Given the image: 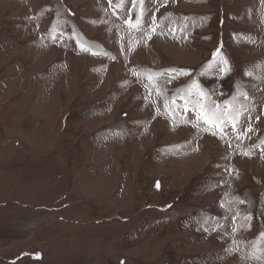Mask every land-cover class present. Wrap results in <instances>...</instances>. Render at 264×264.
I'll return each instance as SVG.
<instances>
[{"label":"rangeland","instance_id":"1","mask_svg":"<svg viewBox=\"0 0 264 264\" xmlns=\"http://www.w3.org/2000/svg\"><path fill=\"white\" fill-rule=\"evenodd\" d=\"M0 264H264V0H0Z\"/></svg>","mask_w":264,"mask_h":264},{"label":"snow or ice","instance_id":"2","mask_svg":"<svg viewBox=\"0 0 264 264\" xmlns=\"http://www.w3.org/2000/svg\"><path fill=\"white\" fill-rule=\"evenodd\" d=\"M140 3H143V0H140ZM225 65L227 64V61H224ZM194 88H198L199 86L197 84H193ZM201 98L203 99L204 94L202 92L199 93ZM197 106L200 109V112L197 115L198 119L203 118L206 123L215 124L216 127H220V123L222 122V118L220 113L217 111L219 109V105H215L213 109H207L203 103L197 102ZM235 126V125H233ZM249 131H251V128H249Z\"/></svg>","mask_w":264,"mask_h":264}]
</instances>
